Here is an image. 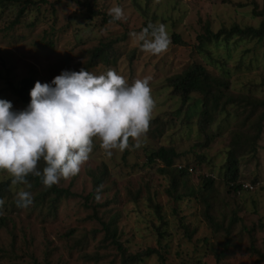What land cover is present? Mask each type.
<instances>
[{
	"label": "rangeland",
	"instance_id": "rangeland-1",
	"mask_svg": "<svg viewBox=\"0 0 264 264\" xmlns=\"http://www.w3.org/2000/svg\"><path fill=\"white\" fill-rule=\"evenodd\" d=\"M90 1L102 14L118 4L127 18L103 23L99 14L91 21L73 0H47L31 11L30 18L10 28L7 21L15 20V9L0 12V98L11 101L16 110L23 109L12 85H19L25 77L43 83L61 70L77 71L102 38L120 36L123 31L138 32L155 12L154 23H164L171 38L165 52H143L140 43L128 34L127 41L117 48L122 55L117 63L100 64L90 72L99 74L111 68L129 83L148 77L155 101L151 119L159 116L162 122H150L138 141L129 138V147L114 149L111 156L100 147V140L93 138V151L80 172L57 183L70 187L76 195L61 197L55 212L47 205L17 207L16 192L29 191V185L12 184L3 198L7 204L0 208V217L7 221V226L0 227V247L7 250L5 255L0 252V264H121L119 250L103 242L105 231L99 220L108 221L113 215L117 216L119 240L128 252L148 247L160 250L163 236L161 251L167 264H264V258L251 249L253 245L264 255V130L257 153L240 158L237 183L242 187L233 190L225 176L226 156L241 116L234 114L235 110L228 119L220 115L211 132L208 130L213 140L202 147L199 143L207 136L195 125L186 121L168 124L177 100L165 88L169 76L192 62L208 61L195 47L206 25L214 32L234 23L258 27L264 0H150L149 15L138 11L132 0ZM139 1L142 6L149 2ZM173 32L186 44L174 43ZM207 48L223 60L229 58L234 91L264 97V39L233 36L228 44H209ZM134 49L140 58L137 61L129 58ZM209 68L220 72L212 65ZM158 126L160 129L153 132ZM162 145L174 146L182 154L177 161L196 168L186 177L184 187H179L184 194L181 200L175 201L167 193L172 180L161 170L162 165L148 159L150 151ZM204 157L201 162L199 158ZM43 167L41 160L37 168ZM95 175L104 179L99 200ZM206 175L215 179L208 197L215 224L205 217L206 204L190 192L203 186ZM9 178L0 170V181ZM95 253L100 254L99 261L83 257ZM140 264L162 263L153 255Z\"/></svg>",
	"mask_w": 264,
	"mask_h": 264
},
{
	"label": "clouds",
	"instance_id": "clouds-1",
	"mask_svg": "<svg viewBox=\"0 0 264 264\" xmlns=\"http://www.w3.org/2000/svg\"><path fill=\"white\" fill-rule=\"evenodd\" d=\"M108 14L113 21L127 18L118 4ZM129 36L152 55L165 52L171 43L167 26L159 21ZM29 96L20 110L0 98V170L11 176L14 185L27 184L29 174L41 177L45 187L76 176L93 151V138L100 140L107 156L114 149L125 150L129 138L138 141L146 134L155 107L148 77L129 83L111 68L99 74L84 67L61 70L50 82L36 81ZM41 160L42 170L37 168ZM102 187L96 189L97 200ZM15 196L19 208L33 203L28 190ZM3 205L0 199V208Z\"/></svg>",
	"mask_w": 264,
	"mask_h": 264
},
{
	"label": "trees",
	"instance_id": "trees-1",
	"mask_svg": "<svg viewBox=\"0 0 264 264\" xmlns=\"http://www.w3.org/2000/svg\"><path fill=\"white\" fill-rule=\"evenodd\" d=\"M81 9L85 10L86 17L89 20H93L98 16L100 11L95 7L93 1L90 0H73ZM47 0H0V12H4L6 8L13 7L15 9V20H9L8 27L21 24L23 21L30 18L33 9H39L41 4L46 3ZM149 2L147 5L142 6L139 0H132L133 6L138 11L144 12L145 15H149L150 10ZM147 6V7H146ZM147 10V12H146ZM149 15L148 20L145 22L146 26L149 22L154 23L155 18ZM261 15L262 20L258 27L254 26H241L238 23H234L230 28H223L217 32H214L208 25L204 27V32L199 34L195 47L197 52L208 59V61L201 62L195 61L182 69L180 72L168 77V81L165 84V88L169 90L173 98L177 100V108H173L170 112L172 117L168 121V124L175 125V123L186 121L195 125L200 133H204L207 137L205 141L199 143L200 146H206L213 138V134H208V130L211 132L212 126L220 118V115L225 114L226 119L230 118L232 110H235L237 116H241L237 123L236 129L233 130L234 135L229 144L227 151V164L226 173L227 183L233 190H240L241 183H237L239 177V162L240 158L246 154H255L258 150V142L262 137L264 130V97H258L252 92L234 91L231 78V68L227 67L228 57L224 60L219 56H216L208 50L209 44L218 46L219 44H228L229 40L233 36L239 37H255L260 40L264 39V10L258 13ZM113 21L109 14H102V22L108 23ZM87 24V23H86ZM88 25V24H87ZM128 31H123L120 36L114 35L102 38L99 43L90 49L89 57L81 66L90 71L91 68L108 63H117V59L122 56L121 53H117L119 43L127 41ZM174 43L185 45L186 42L182 39L181 35L177 32L172 33ZM137 50L134 49L130 52V60L140 59ZM205 54V55H204ZM145 63V62H144ZM146 65V63H145ZM212 65L214 69L218 68L220 72H215L209 68ZM240 67L239 64H237ZM148 66V65H146ZM243 66V65H242ZM80 68V69H81ZM80 69H77L79 71ZM76 71V70H75ZM36 82L34 77H25L21 80L19 85H12L13 91L16 97L22 102L24 108L30 101L29 91ZM158 116L156 119H151L150 122H162ZM167 120V119H166ZM166 120L163 123L166 124ZM180 124V123H179ZM160 129L159 126L153 129ZM182 154L176 150L174 146H159L156 150L150 151L148 154L150 162H159L162 167L161 170L170 175L171 185L167 189V193L176 200H181L184 197L183 193L179 192L181 184L184 187L186 177L193 172L196 168L190 164H184L177 161ZM200 161H204V158H199ZM27 185H29V191L33 192V203L31 205L37 207L40 205H47L50 212H55L54 207L56 202L60 201L61 197L75 196L76 193L70 189V187H60L58 184H54L51 187H45L41 182V177H37L29 174L27 177ZM103 177L95 175L94 183L95 188L103 182ZM215 184V179L212 176H204L203 186L198 191H190L196 197L200 198L206 204L205 217L211 224H215V220L210 213L211 203L208 200L209 194ZM12 186L11 178L0 181V199L3 200L6 197V193ZM94 195V193H91ZM46 203V204H45ZM7 202L4 201V205ZM160 211L159 206H157ZM96 216V215H95ZM99 219V218H98ZM102 223L104 232L103 242H109L113 244L120 252L121 264H140L147 258L157 255L162 264L166 263V256L161 251V242L163 236L160 238V250L154 247H148L144 250L137 252H128L118 236L117 216L113 215L108 221L99 219ZM7 226L5 218L0 217V227ZM251 249L259 255V258H264L261 251L256 249L253 245ZM0 252L7 254V250L0 247ZM222 252L218 253L221 254ZM83 257L86 260L99 261L100 254H84ZM50 264V263H47Z\"/></svg>",
	"mask_w": 264,
	"mask_h": 264
}]
</instances>
